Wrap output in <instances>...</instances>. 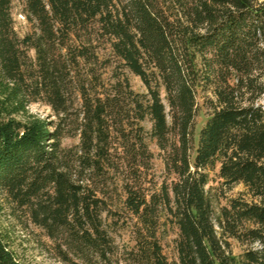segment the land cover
Wrapping results in <instances>:
<instances>
[{
    "label": "trees",
    "instance_id": "1",
    "mask_svg": "<svg viewBox=\"0 0 264 264\" xmlns=\"http://www.w3.org/2000/svg\"><path fill=\"white\" fill-rule=\"evenodd\" d=\"M14 1L0 0V214L42 228L66 264H264V0H18L23 35ZM40 101L55 119L30 112ZM149 137L172 176L159 191ZM217 166L249 197L216 213ZM7 234L0 264H25ZM229 238L258 246L235 255Z\"/></svg>",
    "mask_w": 264,
    "mask_h": 264
},
{
    "label": "rangeland",
    "instance_id": "2",
    "mask_svg": "<svg viewBox=\"0 0 264 264\" xmlns=\"http://www.w3.org/2000/svg\"><path fill=\"white\" fill-rule=\"evenodd\" d=\"M13 16L15 22V28L20 35L25 34L31 30V25L27 21L22 11V4L18 0L13 3ZM131 83L132 88L137 91L144 93L147 91L145 84L141 78L133 72H126ZM162 96H165L164 90L162 89ZM30 112L37 114L41 117L55 119L56 116L52 108L44 102H33L29 105ZM207 118V109L201 108L200 114L197 118L196 131L204 124ZM148 130L151 129V122L146 120L144 122ZM79 141V137H65L63 144L66 146L76 144ZM150 149L153 151L154 156L152 159L151 177L153 179L152 189L159 191L162 183L166 180L170 182L172 176L167 175L165 169V163L163 156L160 152L155 138H148ZM206 190L211 198L213 207L216 213L224 205H228L231 198L244 194L246 197L249 195L246 193V188L242 183L228 186L224 180L219 176L218 166L209 171V180L206 184ZM0 224L4 231L8 234V239L11 243L12 249L17 253L18 257L25 264H66L62 262L51 245V240L45 234L42 228L32 224L31 222H20L6 208L2 214H0ZM178 230L173 228L168 222L162 228L161 242L164 253L170 260L177 258V251L175 248L174 239L177 237ZM116 242L119 245L120 251L132 246L134 241L129 228H118L113 232ZM231 250L233 254L238 255L243 252L246 248L251 246H258V243L253 245L247 243H241L235 238H229Z\"/></svg>",
    "mask_w": 264,
    "mask_h": 264
}]
</instances>
